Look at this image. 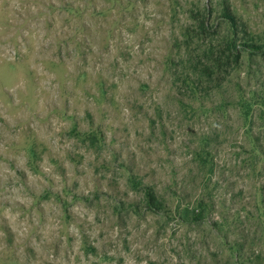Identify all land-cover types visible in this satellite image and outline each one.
I'll list each match as a JSON object with an SVG mask.
<instances>
[{
    "label": "rangeland",
    "instance_id": "obj_1",
    "mask_svg": "<svg viewBox=\"0 0 264 264\" xmlns=\"http://www.w3.org/2000/svg\"><path fill=\"white\" fill-rule=\"evenodd\" d=\"M0 264H264V0H0Z\"/></svg>",
    "mask_w": 264,
    "mask_h": 264
},
{
    "label": "trees",
    "instance_id": "obj_2",
    "mask_svg": "<svg viewBox=\"0 0 264 264\" xmlns=\"http://www.w3.org/2000/svg\"><path fill=\"white\" fill-rule=\"evenodd\" d=\"M223 15L225 19L230 23V25L235 29L236 31L241 29V26L239 27V23L237 21V17L231 12L229 7H225L223 11ZM243 30V36L246 40V42H250V35L246 29ZM254 46V45H253ZM235 48V42L229 41L228 43V52L232 53ZM232 54L228 55V57H231ZM238 58V57H237ZM131 184L134 186V188H143L146 196V201H147V207L153 211H160L164 209V204L160 200L159 196L157 195L156 190L149 186V185H144L143 182L137 177L131 178Z\"/></svg>",
    "mask_w": 264,
    "mask_h": 264
}]
</instances>
